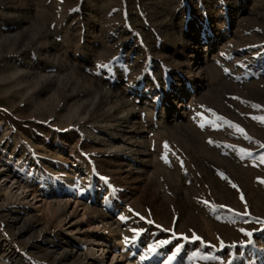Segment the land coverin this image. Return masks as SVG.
<instances>
[{
	"label": "rangeland",
	"instance_id": "obj_1",
	"mask_svg": "<svg viewBox=\"0 0 264 264\" xmlns=\"http://www.w3.org/2000/svg\"><path fill=\"white\" fill-rule=\"evenodd\" d=\"M262 157L264 0H0V264H264Z\"/></svg>",
	"mask_w": 264,
	"mask_h": 264
},
{
	"label": "bare ground",
	"instance_id": "obj_2",
	"mask_svg": "<svg viewBox=\"0 0 264 264\" xmlns=\"http://www.w3.org/2000/svg\"><path fill=\"white\" fill-rule=\"evenodd\" d=\"M211 7H212V5H211ZM208 18V17H207ZM209 19V18H208ZM204 21H206V20H204ZM200 67H198L197 69H199ZM203 72V70L202 69H200V73H202ZM74 91V90H73ZM76 92H73V96H74V94H75ZM111 98L113 99V96H112V94L109 92V91H106V100H111ZM126 102H124V101H121V102H118L115 106H113L110 110H115V109H119L121 106H123L124 104H125ZM176 104V103H175ZM109 113V111H106V115ZM129 115V114H128ZM123 118H125V117H123ZM201 158H204V157H201ZM211 173H213L215 176H216V178L220 181L221 180V178H220V176L218 175V173L217 172H215V170L213 171V169L211 170ZM215 188H218L217 186H215ZM75 189L78 191L77 193L78 194H82L85 190H86V186H85V184H83V183H77V184H75ZM55 204L57 205L56 206V211H59V210H62L63 208H64V203H62V202H55ZM89 205V204H88ZM96 211H98V213H102V211L101 210H98V209H96ZM108 218H110V216L107 214L106 215V219H108ZM19 220V217H14V221H18ZM112 222L111 221H108L107 222V224H111ZM112 225V224H111ZM118 228H119V230L120 231H122V233H123V235L124 236H126V237H128V236H131V234L130 233H127L126 231H123V229H122V227H121V225H120V223L118 224ZM110 240H114L113 238H110ZM135 244H137L136 242H135ZM119 245L121 246V247H123V249H124V246H125V242L124 241H120L119 242ZM7 244H6V249H5V252H8L7 253V256H9L10 255V259L11 260H9V264H23V262H22V260H21V258H19V256H15V254H12L13 252H11V248H7ZM143 254L145 255V256H147L148 257V259L152 256V253L150 252V251H148V250H146V249H144L143 250ZM63 256H61L60 258H63V257H66V258H68V257H74L75 259H74V262H76L75 260H77V259H80V261H81V263L82 264H96V262H93V263H89L90 261L88 260V257L85 255V257H83V255L84 254H82V253H80V252H75V251H70V250H65L64 251V253L62 254ZM124 256V253H122L121 254V257H123ZM116 258H118V255H117V253H115V255H114V258L113 259H116Z\"/></svg>",
	"mask_w": 264,
	"mask_h": 264
},
{
	"label": "snow or ice",
	"instance_id": "obj_3",
	"mask_svg": "<svg viewBox=\"0 0 264 264\" xmlns=\"http://www.w3.org/2000/svg\"><path fill=\"white\" fill-rule=\"evenodd\" d=\"M261 160L264 161V157H262ZM233 187L235 188L236 186L233 185ZM241 199L243 200L244 198L241 197ZM121 219H123V217H121ZM134 231H135V230H134ZM245 235H249V236H250L251 233H245ZM178 239H185V240H186L187 237H179ZM199 239H200V238H199L198 236H196L195 234L193 235V238H192L193 242H195V241H197V240H199ZM167 243H170V242H169V241H161V242H160V246H163L164 244H167ZM149 251L152 252V253H155V251H156V247H155V246L150 247V248H149ZM179 251H180V246H177V248L175 249V254H178ZM175 254L169 258V264H171V261H172L173 259H175Z\"/></svg>",
	"mask_w": 264,
	"mask_h": 264
}]
</instances>
